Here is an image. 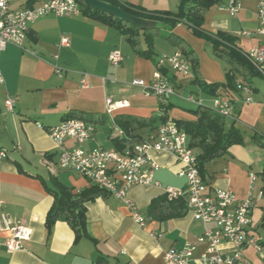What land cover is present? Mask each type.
I'll return each mask as SVG.
<instances>
[{"label": "crops", "instance_id": "1", "mask_svg": "<svg viewBox=\"0 0 264 264\" xmlns=\"http://www.w3.org/2000/svg\"><path fill=\"white\" fill-rule=\"evenodd\" d=\"M44 1L22 0L17 8L11 4L10 8H34ZM114 1L148 13L173 16L185 8L183 0ZM235 1L238 11L231 17L227 12L229 0H217V5L206 13L201 28L212 37L217 34L232 37L235 46L245 54L264 40L259 36L243 35L255 31L257 7L264 0ZM157 26L193 51L205 85L224 82L227 65L211 55L208 42L195 37L185 22H178L172 30L161 24ZM62 37H67V46H59ZM166 43L168 47L164 45L158 50L162 55L178 51L173 43ZM23 48L8 45L0 55L3 79L0 83V151L6 153V157L0 158V218L6 217L11 227H27L30 235L21 250L9 254L3 242L11 237V232L0 231V264H163V255L168 249H180L186 242H194L202 234L203 226L193 221L183 200H170L162 191L166 186L181 189L185 185L184 178L177 176L180 166L167 153L150 152L157 166L153 181L160 187L137 185L128 191L127 197L144 219L142 227L132 219L128 207L110 195L85 204V229L80 237L76 238L62 220L56 221L50 229L46 227V216L55 201L54 193L67 188L77 195L92 187L86 179L58 167L57 153L47 128L60 124L67 117L90 121L95 132L84 148H110L111 139L124 137L116 130L113 122L116 116L147 119L162 116L159 100L131 85L135 80L148 84L161 55L155 52L156 47L152 59L136 55L117 29L81 13L36 20L27 29ZM113 50L122 55L119 67H113L108 60ZM54 67L61 69V78L54 73ZM82 75H87L89 87L80 86ZM167 77L175 92L183 87L184 77L172 71H167ZM7 97L16 98L12 111L4 108ZM107 98L113 102L126 101L127 106L108 116ZM172 98L181 97L176 92ZM259 103L238 105L237 117L238 122L249 128L252 139L264 145V105ZM168 104L174 107L177 102L170 99ZM244 110L250 118L248 122L240 120ZM167 116L170 121H195L193 115L174 108ZM111 128L113 132H110ZM155 129L145 128L135 134L144 139ZM66 145L73 147L74 143L67 142ZM250 146L254 144L243 142L241 146L229 149V155L206 163L203 181L211 188L229 190L237 200H244L249 194L248 173L256 163L250 156ZM254 173L258 175L252 190V196L256 198L263 187L264 164ZM263 229L264 197L256 201L251 211L249 235L262 236ZM227 247L222 245L221 249ZM203 248L198 245L194 258ZM244 257L249 264H264L250 247L244 249Z\"/></svg>", "mask_w": 264, "mask_h": 264}, {"label": "built area", "instance_id": "2", "mask_svg": "<svg viewBox=\"0 0 264 264\" xmlns=\"http://www.w3.org/2000/svg\"><path fill=\"white\" fill-rule=\"evenodd\" d=\"M11 3L12 0H0V55L8 45L24 50L27 29L36 20L46 16L70 17L80 14L76 0H45L37 7L18 9H11ZM237 11V2L229 0L228 14L234 17ZM256 15L255 31L244 32L243 35L264 39L263 1L258 4ZM67 44V37H62L59 46L64 47ZM29 54L34 55L32 52ZM243 55L264 79V40ZM108 60L113 67H119L123 58L118 50H113L109 53ZM167 71L185 78L190 76L191 67L179 51L161 55L156 60L151 81L145 84L135 80L131 85L141 88L145 94L153 95L160 104H167L176 95L174 86L167 77ZM54 73L60 78L63 76L58 67H54ZM2 82L0 73V83ZM80 86L89 87L87 75H82ZM235 87L237 94L232 99L213 97L212 105L207 108L236 123L238 105H252L254 90L240 81H236ZM184 100L194 107H206L202 99L194 95H189ZM15 102V97H7L3 103L4 108L12 111ZM126 106V101L113 102L111 98L105 100L108 116ZM37 126L42 128L39 124ZM116 130L123 135L121 130ZM94 132V125L82 119L63 120L56 126L48 127L47 134L57 153V165L61 170L73 172L86 179L92 186L121 200L140 227L143 226L144 219L139 216L127 194L137 185L153 184L160 187L159 183L153 181V172L157 166L152 161L150 152L170 154L180 166L177 176L184 178V187L178 189L166 186L162 191L170 200H183L186 208L192 213L193 221L203 226V232L194 242H186L180 249H168L163 255V264H249L244 257V249L248 247L264 260V229L262 236L249 235L251 211L256 201L264 197V180L257 197L252 196L258 178L256 173H248V196L244 200H237L231 191L211 188L203 181L197 168V155L189 147L187 135L172 121L158 125L146 138L121 151L113 147L84 148L85 143L92 140ZM67 142H73L74 146L68 147ZM3 157H6V153L0 151V158ZM0 231L11 232V237L3 242L5 251L9 254L21 250L23 242L28 240L30 235L27 227H11L6 217L0 218ZM198 245H203L204 248L199 256L194 258ZM222 245L228 247L223 250Z\"/></svg>", "mask_w": 264, "mask_h": 264}, {"label": "trees", "instance_id": "3", "mask_svg": "<svg viewBox=\"0 0 264 264\" xmlns=\"http://www.w3.org/2000/svg\"><path fill=\"white\" fill-rule=\"evenodd\" d=\"M76 1L79 5L80 13L83 16L117 29L124 36L126 42L132 48L133 53L142 58H153L154 37H160L166 42L173 43L191 67L192 80L190 83L197 85L201 92L210 98L232 99L237 94L235 87L236 81L250 86L246 80L247 76H258L254 67L235 46V41L232 37L225 34H217L215 37H212L205 34L202 30L201 27L205 15L209 9L217 5V0H183V6L185 8L181 9L180 13L174 16L168 13H148L138 8L120 5L114 0H100L117 6L131 15L153 23L151 28L144 30H138L132 25L122 22L108 14L94 11L81 0ZM178 22H185L195 37L207 41L210 45L211 54L227 65L228 68L224 75V82L205 85L201 81L198 72V61L194 57L193 51L189 50L179 40H176L172 34L163 33L160 27L157 26L161 24L165 26L164 28L172 30ZM172 107V104H160L163 114L157 118L147 119L136 116H116L113 122L122 131L124 137L121 139H111V146L121 151L140 142L141 138L135 132L145 128L155 129L158 125L170 121L167 112ZM188 112L195 117V121L172 122L187 135L188 145L197 155V168L202 177L203 168L206 163L229 155L228 149L233 145H241L243 139L239 130L235 128V122L227 125L224 118L218 116L207 107H195L194 110H188ZM68 119H73V117H67L64 120ZM110 132H113L112 128ZM54 194L55 201L46 216V227L50 229L56 221L62 220L69 225L75 233L76 238L80 237L81 233H84L85 204L98 197L109 195L107 192L95 186L77 195H73L71 189L67 188H60Z\"/></svg>", "mask_w": 264, "mask_h": 264}, {"label": "rangeland", "instance_id": "4", "mask_svg": "<svg viewBox=\"0 0 264 264\" xmlns=\"http://www.w3.org/2000/svg\"><path fill=\"white\" fill-rule=\"evenodd\" d=\"M21 2H22V0H12L11 6L14 8H17ZM164 45L166 47L169 46V44L166 43L162 38L154 37V39H153V50L155 47L157 50L155 52L162 55L163 53L161 54V51H158V50L161 49ZM191 80H192V71H190V76L185 77V79L183 80L184 81L183 87L176 90V92L179 94V96L181 98H177V99L171 98V99H173L174 102H177V105H174V107H172L171 109L174 108L181 113L192 115L190 112H188V110H194L195 107L193 105L187 103L185 100H183V98H186L189 95H194L195 97H197V95L200 96L198 98L203 100V104L206 107H210L212 105L211 98L206 97L201 92V90L198 88L197 85L191 84L190 83ZM246 80L250 84V87L253 90H256V92L253 93L254 99H253L252 105H256V104H258V102H260L259 103L260 105H264V79L262 77H260L259 75L258 76H250L249 75V76H247ZM224 81H225V76H224ZM171 109L169 111H171ZM247 115L248 114L244 110L243 114L240 117V120H242V122H248V120L250 118ZM225 121H226V123H228L230 120L225 119ZM235 128L239 130L244 144H247V145H249V144L253 145L254 144V146L249 147L250 156L256 162L254 164V166L252 167V172L260 171L263 167V164H264V145L263 144H257L256 141H254L252 139V137L250 135L251 132H250L249 128L246 127L241 122L236 123ZM98 132L100 133V131H98ZM235 146H237V145H233L229 149H232V147H235ZM239 146H241V145H239ZM229 149H228V151H229ZM254 196H256V193H254Z\"/></svg>", "mask_w": 264, "mask_h": 264}, {"label": "water", "instance_id": "5", "mask_svg": "<svg viewBox=\"0 0 264 264\" xmlns=\"http://www.w3.org/2000/svg\"><path fill=\"white\" fill-rule=\"evenodd\" d=\"M81 1L84 4H86L90 9L108 14L122 22L132 25L138 30L148 29L153 26L152 22L136 17L134 15H131L125 12L123 9L117 6L111 5L109 3H106L100 0H81Z\"/></svg>", "mask_w": 264, "mask_h": 264}]
</instances>
